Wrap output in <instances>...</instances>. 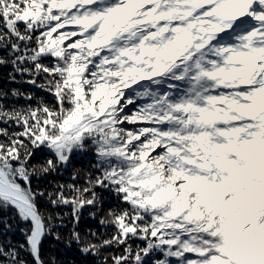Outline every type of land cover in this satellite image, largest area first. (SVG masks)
<instances>
[{
    "label": "snow or ice",
    "instance_id": "snow-or-ice-1",
    "mask_svg": "<svg viewBox=\"0 0 264 264\" xmlns=\"http://www.w3.org/2000/svg\"><path fill=\"white\" fill-rule=\"evenodd\" d=\"M0 67V264H264V0H0Z\"/></svg>",
    "mask_w": 264,
    "mask_h": 264
},
{
    "label": "trees",
    "instance_id": "trees-1",
    "mask_svg": "<svg viewBox=\"0 0 264 264\" xmlns=\"http://www.w3.org/2000/svg\"><path fill=\"white\" fill-rule=\"evenodd\" d=\"M11 70L10 67H0V86L5 88L11 87H19L22 91H32L36 96H44L45 94L42 93L39 89H33L29 85L26 84H9L7 82V73ZM23 103V101H20ZM41 156L38 154L34 157V161L40 159ZM88 167V157H80L77 156L73 159L72 164L66 169L63 170L61 173H54L47 176L42 177L40 180L33 179V187L39 185L41 188H48L51 189L53 183L59 182H67L70 179L71 172L73 169H86ZM107 195V194H105ZM108 205L106 204L105 207ZM63 211H68V209H63ZM88 211L85 210L81 222L79 225V229L83 232L86 228H96L98 226V218L93 220L91 217L88 216ZM9 217L12 216V213H8ZM23 225H19L22 227ZM71 225L68 224L67 227H61L59 229L61 239L56 240L51 236H48L44 239L42 245V256L46 261V264H51V258L55 257L56 264H94V258L91 255H84L82 254L76 245L75 242L68 246L65 243V239L69 234V230ZM111 231V229H109ZM11 241L16 243L23 242V236L18 230V226L14 222L13 231L7 234ZM134 243H139V241H135Z\"/></svg>",
    "mask_w": 264,
    "mask_h": 264
}]
</instances>
